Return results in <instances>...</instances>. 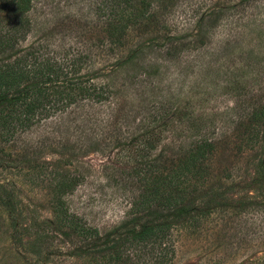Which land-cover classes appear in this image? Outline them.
Listing matches in <instances>:
<instances>
[{"label":"rangeland","instance_id":"1","mask_svg":"<svg viewBox=\"0 0 264 264\" xmlns=\"http://www.w3.org/2000/svg\"><path fill=\"white\" fill-rule=\"evenodd\" d=\"M134 1L133 24L110 0H31L9 31L0 64L31 69L45 104L26 123L10 112L6 127L0 111V264H264V0ZM43 65L56 79L41 82ZM59 83L74 101L62 110ZM202 137L212 147L186 222L162 245L131 242L155 217L133 204L143 184ZM61 174L78 179L62 196L67 218L53 192Z\"/></svg>","mask_w":264,"mask_h":264},{"label":"trees","instance_id":"2","mask_svg":"<svg viewBox=\"0 0 264 264\" xmlns=\"http://www.w3.org/2000/svg\"><path fill=\"white\" fill-rule=\"evenodd\" d=\"M110 1H112L114 5L109 12L116 14L114 17L119 18L120 21L132 22L134 24L135 20L139 18L141 11L137 8V2H133V0ZM4 3V5H8L11 16L10 19L6 18L8 26L6 31H4L8 36L3 38L0 35V50H6L12 47L9 43L12 39L10 34L21 26L22 18L25 16V12L28 11L31 0H5ZM2 7L4 6L2 5ZM2 7L0 2V8ZM125 26L126 23L119 26V36L122 34ZM118 37H114L116 42H118ZM35 70L41 74L40 77L44 76V80L41 82H49L51 79L49 76L56 79L57 70L52 69L48 65H43L40 69ZM45 72H47V74H45ZM34 76V72L31 71V69H21L18 65L12 66V64L6 66L0 64V101L5 102V105L0 107V111L3 109L5 110V114H3L4 117L1 120L3 126H5L8 116H12L10 112H14L15 117H10L14 121L17 120L20 123H26V121L31 120L34 116V111L38 106L45 104L42 102L44 99H38L36 97L39 93L43 94L45 88H38V82L31 81L26 83ZM232 80H234V78ZM64 82H66V87L73 84L70 83V79L68 78H66ZM58 86L59 89L55 91L56 98H54V101L58 104L56 108L62 110L74 101H72L69 93H65L66 89L64 91L62 83H59ZM9 89H12L10 95L7 93ZM77 89L80 95L87 91L81 86L77 87ZM67 90H69V88H67ZM47 95L48 93L45 92L44 96ZM46 101L48 100L46 99ZM257 110V113L254 112L255 117L257 119L264 117V107H260ZM211 147L212 142L210 140L204 137L199 138L193 141V147L186 152V155H184L181 160L177 159L175 168L167 169L165 172H161L155 168L153 177L150 180L151 182L145 185L143 184V188L148 197L144 194L142 199L139 200V203L136 201L133 203L136 209L152 205L153 207L149 209V212L151 215L155 214V217H152L149 223L147 221H142L137 224L136 228L130 230V234L126 236L129 237L131 242H135L139 245L143 243L145 245L147 242L151 244L159 243L162 245L161 242L165 239L171 227L175 224L181 222L184 224L186 222L183 217L187 215L189 209L183 205V201L187 196L193 194V192L196 193V182L204 177V170L206 169L205 160L207 159V153L211 150ZM187 173H189L193 179H196L194 182L192 181L191 185L186 177ZM54 180L53 192L59 206V212L65 218L70 217V213H66L63 207L62 196L72 191L78 183V179L74 176L61 174L58 177L56 175ZM145 188H147V190ZM198 195L201 194L199 193ZM206 210L201 213H205ZM194 218L195 215H190L188 216V220H186L196 221ZM135 219H137V217ZM192 221H190V224L193 225L194 223ZM116 253H118V251H116ZM162 253L161 256L159 255L156 257V263L161 259Z\"/></svg>","mask_w":264,"mask_h":264}]
</instances>
